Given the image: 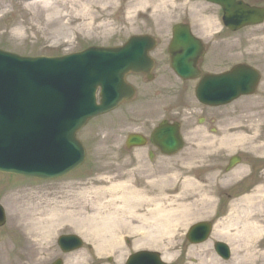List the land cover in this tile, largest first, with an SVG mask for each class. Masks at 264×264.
Masks as SVG:
<instances>
[{
	"label": "rangeland",
	"instance_id": "rangeland-1",
	"mask_svg": "<svg viewBox=\"0 0 264 264\" xmlns=\"http://www.w3.org/2000/svg\"><path fill=\"white\" fill-rule=\"evenodd\" d=\"M159 2L161 0H152L151 2L150 0H113L107 2L105 0H0V49L25 57H52L80 52L92 46L118 47L125 44L134 35L154 34L163 36L170 33L172 26L183 21L192 23V26H195L201 34L203 32L208 33L207 18H214L216 33L223 29L220 9L209 5L205 6L208 8H204L201 0H164L166 4L171 3L175 7V9L172 7L174 14L169 17L155 15V6ZM143 3L146 4L142 5ZM216 41L223 42L221 48L224 50V45L228 46L227 43H231L234 52L239 53L242 49L246 51V58L259 66L264 74V55L261 54L264 51V25L246 29L235 35L225 31L221 38L216 39ZM240 44H242V49H240ZM215 48L218 46L211 50V56L208 55L209 61L218 58L215 53L213 54ZM163 50L164 47L161 46L156 53L158 59L163 57L161 56ZM228 53L231 52L226 51L225 55L229 56ZM240 57L238 54L233 59ZM129 82L139 89L135 101L111 115L92 121L80 133L79 138L86 146L88 156L85 165L78 172L56 183H39L35 180H27V178L0 174V204L5 207L7 213V224L4 228H0V264H21L17 249L20 242L19 234L21 230L25 232L22 224L28 223L27 231L31 229L36 232L39 226L47 223L43 219L49 211H53L57 207H65L67 223H60L59 227H54V231L51 230L50 232L55 234L57 233L55 232L56 229H58L59 234L62 233L59 229L67 232L73 227L80 228V223H78L79 226L70 224L74 221L69 216L71 212L68 211L74 210L77 213L82 206L96 201L92 198L93 196L88 197V199L83 196L81 199V192L86 189L89 190L93 186H109L111 183L120 181H131L130 184L132 185L135 177L137 178L136 186H132L133 188L143 189L148 194L150 192V194L156 195L159 187L165 183L157 184L155 181L167 172H178L183 165L191 163V159L194 161L191 165L197 166L203 183L208 184L210 189H217L216 195H213L215 206L212 209L207 208V210L200 211L201 214H207L209 217L199 218L198 221L192 223L210 220V215L217 208L220 211L221 209L225 210L220 217L226 213L232 202L227 197L228 192L235 187L239 178L248 173L245 161L252 158H245L242 166L237 169V173L235 172L234 176L229 175L232 180L230 179L225 185H222L218 176H222L223 172L225 173L231 156L235 154H258L260 152L257 147L254 148V145L260 143L259 139H264V124L261 123L259 116V106H262L260 104L264 102V76L256 96L242 98L227 108L216 110L214 116L218 123L213 125L214 128L212 126L214 131L211 129L208 132L200 131L194 135V139L186 141L187 147L180 155L166 161L163 160L162 166L160 169L158 168L159 175L157 173L152 174L154 172L150 170L144 160H141V156L137 158L136 165L142 166V171L133 169L135 159L124 146L127 135L135 131L149 133L153 129V125L164 118L165 113L163 111H167L166 106H168V110L186 116L184 123L187 127L192 123V119H188V117L191 118L192 114L197 116L194 114V107L199 106L192 97L187 98L186 96V101L182 102L171 95L161 96L157 94L155 90L163 86V81L160 78L158 82L151 85L142 79L130 78ZM166 84L168 88H174L177 85L173 81L164 83V86ZM152 86H156L153 91L149 90ZM199 117L201 116L198 115L197 118ZM251 125H254L253 129H247L246 132L250 142L246 144L226 143L227 149L222 150L217 158H214L216 156L214 149L197 148L200 142L206 144L209 141L215 142L217 139L219 142L225 131L241 126L251 127ZM245 149L247 151L245 153L248 154H244ZM206 151L212 156L205 157L204 152ZM153 169L156 170V167ZM213 170L215 171L213 172ZM97 178H104L103 184L96 182ZM79 181H85L84 185H80ZM172 183L174 181H170L167 185ZM222 186L223 188H220ZM244 189L245 187L235 188L239 194L244 192ZM258 189L260 191V187ZM258 189L254 190L253 193L258 194ZM31 191L36 194L37 201L51 202L53 205H24L26 198H22L18 202L11 197L15 194L28 196ZM216 206L217 208H215ZM88 209L90 208L86 210L89 211ZM133 224L125 227V229L134 228L135 225L146 226V224L142 225L139 222ZM193 224H190L189 227ZM186 231L187 229L178 231L174 240L175 244L178 245L177 250H175L176 257L180 255V252H183L178 264H199L201 255L207 256V259L215 257L214 243L219 241L216 237L207 245L195 247L194 254L187 255L188 249L186 248L187 244L185 245L186 238L184 235ZM123 235L129 234L127 231H123ZM86 242L92 248H88L86 253H82V256L80 252L72 256L69 264H78V262H80L79 264H119L116 256L108 255L109 257L106 256L105 258L98 256L93 244ZM263 248L248 249L256 254L257 262L255 264H264ZM248 250L242 247L239 252L244 254ZM125 253H122V257ZM109 260L111 261L109 262ZM221 262L232 264V259L230 261L221 260Z\"/></svg>",
	"mask_w": 264,
	"mask_h": 264
},
{
	"label": "water",
	"instance_id": "water-1",
	"mask_svg": "<svg viewBox=\"0 0 264 264\" xmlns=\"http://www.w3.org/2000/svg\"><path fill=\"white\" fill-rule=\"evenodd\" d=\"M209 1L224 7V23L234 31L262 22V12L236 3L237 0ZM178 28L174 33L172 66L177 74L188 78L195 75L193 65L202 47L188 30ZM153 49L151 38L134 37L124 48H91L61 58H24L0 50V172L58 179L81 166L86 154L77 133L90 120L132 100L135 90L126 83V76H149L154 65L149 52ZM241 70L233 76L206 78L198 89L200 101L219 106L251 94L253 84L241 75ZM99 88L100 105L96 97ZM153 140L168 155L183 147L179 127L166 122L155 132ZM127 145L144 146L145 141L130 136ZM237 162L233 160V165ZM4 223L0 207V227ZM201 226L204 227L193 228L192 242H198L196 234ZM207 231L205 228L200 242L207 239ZM70 242L79 243L76 238H64L62 243ZM220 247L221 256L228 259L227 246Z\"/></svg>",
	"mask_w": 264,
	"mask_h": 264
},
{
	"label": "bare ground",
	"instance_id": "bare-ground-1",
	"mask_svg": "<svg viewBox=\"0 0 264 264\" xmlns=\"http://www.w3.org/2000/svg\"><path fill=\"white\" fill-rule=\"evenodd\" d=\"M151 1L152 0H150V2ZM172 7L175 9L171 3L168 5L164 0H161V2L155 6L154 13L156 16L169 17L174 14V9H172ZM95 20H97V18H95ZM103 27H105L104 24ZM261 54L264 55V51L261 52ZM260 105L262 106H259V116L261 122L264 123V102ZM253 127L254 125H251V127L241 126L239 128H233L229 131H225L224 136L219 142L209 141L206 144L200 142L197 148L214 149L213 151L216 152L214 158H217L224 149L223 145L225 143L246 144L250 142V138L246 135V132L247 129H253ZM204 154H206L205 157L212 156L210 155L211 153L207 151L204 152ZM190 161L191 163L194 162L192 159ZM191 163L183 165L182 169L178 172H167L161 176V178H158V180L155 181L157 184L163 182L165 184L159 187L156 195H152L153 193L150 194V192L149 195L145 191L139 192L132 187L130 184L131 181H120L119 183H111L109 186L100 185L97 187L93 186L89 188V190L86 189L84 192L80 193L81 199L83 196L87 199L93 196L92 198L96 201L89 202L87 205L82 206L77 213L72 210L69 216L72 221L86 227L83 228L85 231V239L93 244L95 251L98 252L97 255L101 257L105 254H107L106 256L117 255L119 251L122 253L125 252L126 249L119 237V231L135 222L145 224L150 220L152 225L150 237L145 240H136L134 249H140V247H142V242H145L147 246H157L160 244L162 235L167 234L168 240H165L166 244L164 245L166 252H164L163 256L165 260L169 261L174 259V257L176 259L175 250H177L178 245L174 242L176 239L175 235L178 231L187 229L195 220L208 216L207 214H201L200 211L207 210V208L212 209L215 206L213 204V202H215L213 195H216L217 189H210L207 184H204L202 178L199 176L197 166L191 165ZM214 171L215 170H213V172ZM222 174L223 175H219L218 178H220L222 185H225L229 180V174L226 172ZM104 180V178H97L96 182L102 183ZM170 181H174V183L168 186L167 184ZM28 194V196L15 194L11 197L18 200V202L20 199L26 198L24 205H53L51 202L44 203L37 201L38 198H36V194L33 191ZM259 200L260 198L257 197H249L241 202L240 205H232L231 214H229L227 218L219 217L220 212L211 214L213 218H218L215 236L230 242L231 245L235 247L232 264H255L257 262V258H255L256 254L252 252L240 254L238 249L244 244L248 247L249 242L261 235L264 231L260 223L252 217L261 209ZM84 203H86V201H84ZM243 203H245V205H243ZM87 208H90L88 209L89 211L86 210ZM64 209L65 207H57L54 208L53 211H49L45 219H43L48 223H45V227L50 229L52 220L57 227H59L60 223L67 222L65 219L68 218ZM188 247L187 255H190L194 254L195 247L199 246L190 245ZM122 253L116 256L119 264H123L124 257H122ZM80 255L82 256V253ZM79 263L80 262H78V264ZM199 264L224 263L221 262V258L217 255L211 257V259H207V256L201 255Z\"/></svg>",
	"mask_w": 264,
	"mask_h": 264
},
{
	"label": "flooded vegetation",
	"instance_id": "flooded-vegetation-1",
	"mask_svg": "<svg viewBox=\"0 0 264 264\" xmlns=\"http://www.w3.org/2000/svg\"><path fill=\"white\" fill-rule=\"evenodd\" d=\"M245 3L256 8H262L264 9V0H245ZM183 24H189V21H183ZM244 31V30H243ZM192 32L201 39L204 43L205 47V55L204 57L199 60L197 63L196 69L199 73V78L196 80H179L177 82V85L174 86V88H167L166 86H161V88L156 89L155 92L161 96H167L171 95L172 97H177V99H180V101H186L185 98L188 97H194L196 87L198 86L201 79L208 75V74H224L232 71V69L235 66H246V67H252V69L260 74V76L263 78L264 74L262 69H260L259 66L252 63L248 58H246V51L242 49L239 53H228L229 56L225 55L226 51H224L221 47L215 48V55L218 57L217 59L208 61L206 59V54H209V51H211L213 45L216 43L215 36L209 37L210 39L208 41L205 40V38L200 34L197 33L196 30L192 28ZM161 38V37H160ZM165 39L158 41V45H161L164 47V50L161 54L163 56L161 59L157 58V62L155 64V79L157 78L156 73L158 76L161 77L162 81H166L167 79H173V77H170V74L168 73V70H164V68L167 65L166 59H167V50L168 47L172 41V34L165 35ZM162 39V38H161ZM220 44V43H219ZM242 45V44H241ZM221 46V45H220ZM167 49V50H166ZM239 54L241 57L238 59H231V56ZM170 68V60L169 65ZM145 78V77H144ZM152 89L151 91H153ZM167 109L166 113L164 114V119L168 120L171 123L180 122L181 124V131L184 136H186V140H192L194 139V135L198 134L200 131H214V126L218 122H216V117L214 116V112L216 111L215 108L200 106L197 111V116H192L191 118L188 117V119H192V123L189 126H185V123H183L186 116H182L181 113L176 111L168 110V106L165 107ZM199 116V118H197ZM220 120V119H219ZM262 123V122H261ZM264 124V123H262ZM213 126V128H212ZM149 136V134H148ZM260 143L258 145H254V148L257 147L260 152L258 154H248L246 149L244 150V154L248 155H240L242 160L245 161V158H252L251 160L246 159V166H247V175L240 180L235 187L232 188L230 192H228L227 197L229 198V201H234L235 199H239L242 196L240 195L243 193V196H247L249 194H252L254 190H257L260 187L261 189H264V139L258 140ZM253 148V149H254ZM145 151L143 153H136L137 151H141V149H135L133 157H134V164L136 165V160L139 156H141V160H144L149 167H160L162 166L163 160L165 161L167 159L166 156H164L161 151L153 146L151 141L149 140L148 146L144 148ZM159 170L157 169L156 172ZM236 187H245L243 190L244 192H241L239 194L238 190H235ZM235 191H238L237 193ZM259 191V189H258ZM241 196H239V195ZM262 208V212L257 213L258 214V222L262 226L264 230V205L260 203L259 205ZM213 223V222H212ZM214 226V223H213ZM135 227L144 229L147 232L150 233L151 226L150 221L146 224V226H140L135 225ZM48 230L44 232H36L34 234L29 233H23L21 243L19 245V258L21 259V264H67L69 259V254L64 252L62 248L58 245L57 241L54 239L53 234L47 233ZM264 235V231H263ZM136 241L135 233L132 236V240L129 241V243L133 246V244ZM142 245H145V242H142ZM146 250V249H142ZM140 251V250H139Z\"/></svg>",
	"mask_w": 264,
	"mask_h": 264
}]
</instances>
